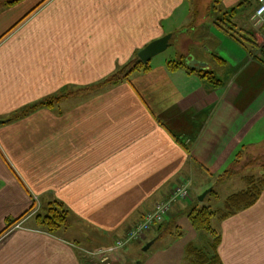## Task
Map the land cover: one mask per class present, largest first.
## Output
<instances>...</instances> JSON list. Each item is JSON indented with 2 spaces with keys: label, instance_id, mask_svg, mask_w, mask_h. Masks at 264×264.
<instances>
[{
  "label": "crops",
  "instance_id": "obj_1",
  "mask_svg": "<svg viewBox=\"0 0 264 264\" xmlns=\"http://www.w3.org/2000/svg\"><path fill=\"white\" fill-rule=\"evenodd\" d=\"M6 1L0 0V264H100L89 250L112 244L188 181L190 197L172 203L166 216L179 214V237L157 235L155 225L111 255L112 264H183L186 244L203 232L182 213L220 204L215 190L213 201L209 192L198 196L236 156L264 161V63L214 18L202 30L210 38L206 48L189 51L194 69H170L169 59L155 55L148 70L98 86L152 40L169 33L168 47L176 50L192 35L184 28L193 27L187 0ZM257 5L233 27L253 30L256 39ZM47 100L53 101L41 104ZM263 167L250 174L264 175ZM235 178L243 182L241 174ZM34 197L39 212L61 203L66 226L47 233L34 214L7 232ZM214 228L223 264H264V189L251 207Z\"/></svg>",
  "mask_w": 264,
  "mask_h": 264
},
{
  "label": "trees",
  "instance_id": "obj_2",
  "mask_svg": "<svg viewBox=\"0 0 264 264\" xmlns=\"http://www.w3.org/2000/svg\"><path fill=\"white\" fill-rule=\"evenodd\" d=\"M17 1L19 0H7L6 4H12ZM235 11V8H226L225 11L221 14L222 17L219 18L216 15L214 23L223 30H227V32L228 29H231L233 32H230L229 34L242 45H245V43L247 42L246 44L249 49V54L264 63V45L258 44L257 39L254 37V31L247 29L237 30L233 28L234 23L231 20V16L233 15V13H235ZM166 65L170 69H177L186 66H188L190 70L194 69L183 60H168L166 62ZM149 68V62L144 64L137 56H135L132 60L122 66L118 71L114 72L105 80H103L98 86L107 83L119 82L122 79L126 78L133 71H146ZM199 72L202 77L206 78L214 85L219 83V81L215 79L211 71L201 69ZM52 101L53 100H47L45 102H41V104L48 105ZM262 161L263 159L261 156H249V158L243 161V165H247L250 168L256 167L258 165L264 166V161ZM236 162H241L239 156H236V158L234 159V163ZM233 173H236V170L229 168L223 171L221 174H218L217 178H225L229 175H232ZM242 180L244 184L243 188L227 195L221 200L218 206L203 205L201 207H198L194 205L191 206L187 211H185V213H182L186 215L195 230L202 232L205 231L209 234L210 237L207 245L204 247H198L191 242L186 244L184 249L185 257L183 264H223L217 252V247L220 242V234L216 228L212 227L211 219L215 218L216 221L223 220L238 213L241 210L251 207L258 200L261 192L264 189V175L256 176L254 174H246L242 175ZM215 194L216 192L213 188H211L208 195ZM46 210L47 212L44 214L38 212L34 215L36 225L39 227L38 229L53 234L59 228L66 226L67 210L63 209L61 203H50L46 207ZM178 215L166 218L160 224L156 225V227L154 228L156 230V234L162 235L163 233L167 232L169 235L179 237L182 234V231L175 223ZM14 222L15 220L12 222L10 221L7 227H9Z\"/></svg>",
  "mask_w": 264,
  "mask_h": 264
},
{
  "label": "rangeland",
  "instance_id": "obj_3",
  "mask_svg": "<svg viewBox=\"0 0 264 264\" xmlns=\"http://www.w3.org/2000/svg\"><path fill=\"white\" fill-rule=\"evenodd\" d=\"M187 3L191 6V13L188 23L193 24V27L185 26L184 28H189L193 30L192 35L182 37V41H177L175 43L176 50L165 49L161 53L157 54L155 58H166L171 59L174 61H187V57L190 56V50H196L197 48L203 47L206 48L205 45H207V40H209V36H206L202 34L203 28H205L208 24L213 22L215 16L222 17V12L225 11L226 7L227 9L235 8L236 11L231 16V20L233 23H237V20L239 18L242 19L247 13H250L254 4L255 0H187ZM219 15V16H218ZM230 19V16H229ZM187 23V21H186ZM254 26V30L256 32L255 35H257V41L259 45H264V30L259 27L258 25ZM259 32V33H257ZM202 34V35H201ZM191 57V56H190ZM207 57V55H206ZM193 59V58H192ZM156 60V59H154ZM188 63V62H187ZM231 169H235L236 173H233L232 175H229L228 177H223L221 179L217 178V174L213 175L212 178H210V181L213 183V189L224 198L227 194L239 190L243 187V182L236 179L235 176L238 174L240 175H246L250 174L252 172V169L250 170L247 165H243V160L241 162L233 163V165L230 167ZM210 188V187H209ZM208 189V188H207ZM205 191V190H204ZM202 193V192H201ZM211 198L210 195L208 196V199ZM210 200V199H209ZM214 199L211 198V201ZM41 210V209H40ZM47 210L42 209L40 213L44 214ZM26 215L24 216V218ZM24 218H21L18 222L22 223L25 221ZM217 224V221L215 218L211 219V225L214 227V225ZM10 231V228L7 230ZM149 233V232H148ZM201 238L195 243L199 247H204L207 245V242L209 241L210 237L209 234L205 231L201 233ZM92 251V250H89ZM87 254V253H86ZM90 256V255H89ZM92 259V257H91Z\"/></svg>",
  "mask_w": 264,
  "mask_h": 264
},
{
  "label": "built area",
  "instance_id": "obj_4",
  "mask_svg": "<svg viewBox=\"0 0 264 264\" xmlns=\"http://www.w3.org/2000/svg\"><path fill=\"white\" fill-rule=\"evenodd\" d=\"M258 5L251 17V21L255 26H261L264 29V0H257ZM190 195V185L188 181H183L178 184L170 193L169 197L163 201L157 202L154 208L145 213L143 217L132 227L128 228L126 232L114 242L106 247L98 248L93 251H88V255L96 258L100 264H112L111 255L117 250L125 247L132 241H138L145 238L147 232L155 225L160 224L167 216L172 203L185 200ZM39 209V203L36 197L33 200V206L26 214V217L34 215ZM24 218V219H25ZM21 222H15L9 228L10 231L16 228H21ZM8 228V229H9ZM7 231V232H10Z\"/></svg>",
  "mask_w": 264,
  "mask_h": 264
},
{
  "label": "water",
  "instance_id": "obj_5",
  "mask_svg": "<svg viewBox=\"0 0 264 264\" xmlns=\"http://www.w3.org/2000/svg\"><path fill=\"white\" fill-rule=\"evenodd\" d=\"M171 38V34H165L157 39L152 40L151 42H149L146 46H144L142 49H140L137 53L138 58L144 63H148L150 61V59L161 53L162 51H164L169 45H170V40ZM194 60H190V62H188L189 66L193 67ZM2 122V121H0ZM210 191V188H208L207 190L203 191L199 196H198V200H203L204 196ZM152 240H150L149 242H147L144 246V250L147 249L151 244H152Z\"/></svg>",
  "mask_w": 264,
  "mask_h": 264
}]
</instances>
